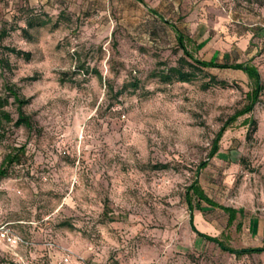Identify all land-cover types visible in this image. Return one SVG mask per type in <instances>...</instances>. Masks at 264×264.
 Segmentation results:
<instances>
[{"label":"rangeland","instance_id":"rangeland-1","mask_svg":"<svg viewBox=\"0 0 264 264\" xmlns=\"http://www.w3.org/2000/svg\"><path fill=\"white\" fill-rule=\"evenodd\" d=\"M143 2L0 0V97L11 117L0 165L25 147L0 181V264H264V254L234 257L190 229L185 192L252 84L240 71L191 67L172 29L195 59L254 66L264 85V0ZM179 60L194 80L161 83L155 75ZM6 86L28 101L31 130L14 125ZM207 163L204 193L243 215L226 227L224 212L202 204L215 228L205 235L263 247L250 228L264 224V94Z\"/></svg>","mask_w":264,"mask_h":264},{"label":"trees","instance_id":"trees-1","mask_svg":"<svg viewBox=\"0 0 264 264\" xmlns=\"http://www.w3.org/2000/svg\"><path fill=\"white\" fill-rule=\"evenodd\" d=\"M134 1L142 5L144 4L143 0H134ZM149 13L155 18H159L163 20L162 17L158 15L156 11L149 10ZM172 29L175 32L176 43L179 49L181 50L182 54L184 55V57L187 58L191 62L190 63L191 67L195 66V67H199L203 69H232V70L240 71L244 75H246V77L252 84L251 91L246 94L247 103L243 106L242 109L236 111L230 118H228L225 121V123L222 125L220 130L217 132V134L215 135V138L213 139L211 143V147L208 152L206 161H202L198 165L196 169V173H195V179L185 192V203L190 213V219H189L190 229L199 238H202L203 240L216 245L221 252L227 253L234 257L239 258L243 256L264 254V246L235 249V248L225 245L221 240H219L216 237H210L208 235L200 233L199 231H197V229L193 225V216H192L193 210H196L198 213L202 215L205 214L206 211L204 208L201 207L202 204L206 205L207 207L211 209H219L222 212H224L227 215L226 227H230L233 224L237 215H240V216L243 215V211L241 210L236 211L232 208L222 207L214 203L210 198H208V196L204 193V191L199 185V182L197 180V175L199 174L200 171L204 170L208 166L207 162L217 155L219 151L220 140L222 139L227 129L231 125H233L239 118L244 117L246 115H250L253 111L254 106L259 102V97L261 96V94H264V85H262L261 83L260 75L254 66L247 65V64L226 65V64L205 62V61L195 59L186 48V45H185L186 39L183 37V35L179 31H177L175 28H172ZM6 34L7 33L2 31L0 33V40L4 38ZM8 52L11 54H15L16 56H24L28 58V54L23 53L21 51L10 49L8 50ZM184 65H185L184 60H179L178 66L171 67L167 70L166 73L156 74L155 76L158 77V80L163 84H170L172 82L183 83V84L190 83L194 80V74L190 71H185ZM5 92L7 93L9 97L13 99L14 104L17 106V121L15 122L14 125L16 127L22 126L27 130H31L32 128L31 121L23 113V110H22L23 106H25L28 103V101L22 100L18 96V94L8 86L5 87ZM7 104H8L7 99L0 97V129L3 128V125L11 123V117L9 113L5 111ZM244 122L248 125H252L255 128V122L253 120L245 119ZM24 150H25L24 146L18 147V148H12L11 151L4 157L0 165V181L9 177L11 167L20 164L21 159L25 155ZM194 200H195V204H193ZM236 230H240V224H237Z\"/></svg>","mask_w":264,"mask_h":264},{"label":"crops","instance_id":"crops-1","mask_svg":"<svg viewBox=\"0 0 264 264\" xmlns=\"http://www.w3.org/2000/svg\"><path fill=\"white\" fill-rule=\"evenodd\" d=\"M198 219L199 220H197V222H198V224L200 225V222H203L204 220H203V215L202 214H198ZM204 223H206V226H204L203 227V229H204V233H202V234H209V232L211 231H214V229L215 228H213L212 226H211V224H209L208 222H205L204 221ZM200 227H201V225H200ZM250 229H252V231H255L256 232V234H261V235H263L264 234V224L262 225V226H259V225H256V227L253 229L252 227L250 228ZM201 233V232H200ZM208 236H210V237H214L213 235L211 236V235H208Z\"/></svg>","mask_w":264,"mask_h":264},{"label":"built area","instance_id":"built-area-1","mask_svg":"<svg viewBox=\"0 0 264 264\" xmlns=\"http://www.w3.org/2000/svg\"><path fill=\"white\" fill-rule=\"evenodd\" d=\"M7 241H8L9 243H16V239L13 238V237H8V238H7Z\"/></svg>","mask_w":264,"mask_h":264}]
</instances>
